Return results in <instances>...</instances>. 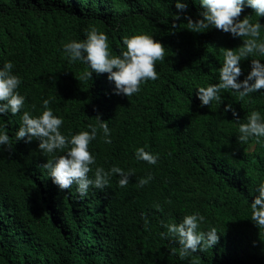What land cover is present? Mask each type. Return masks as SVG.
Here are the masks:
<instances>
[{"label": "trees", "instance_id": "obj_1", "mask_svg": "<svg viewBox=\"0 0 264 264\" xmlns=\"http://www.w3.org/2000/svg\"><path fill=\"white\" fill-rule=\"evenodd\" d=\"M177 2L187 9L180 12ZM202 10L199 0H0V69L14 65L25 97L17 115L0 116V132L10 137L0 146V264H264V229L251 222L250 210L264 183V138L238 142L239 124L251 111L264 117V90L243 99L222 91L219 102L200 106L196 90L219 82L220 49L243 46V38L215 28L190 31L184 16L195 21ZM246 16L264 25L249 7L239 19ZM93 26L108 36L113 56L125 50L124 37L146 34L161 43L159 78L131 97L116 95L107 73L80 81L87 65L70 62L63 46L85 40ZM251 59L264 63L258 55L242 60L239 81ZM45 99L63 119V135L98 129L89 145L96 160L89 178L96 167L115 166L132 171L126 187L113 174L106 187H90L81 197L75 184L61 191L52 182L42 165L64 153L47 155L39 141L15 138L23 113L39 116ZM229 104L239 121L225 112ZM98 115L111 144L104 143ZM140 147L159 155L156 165L136 160ZM197 212L205 217L199 230L215 227L219 242L182 260L171 254L178 245L161 238L160 221L179 223Z\"/></svg>", "mask_w": 264, "mask_h": 264}, {"label": "clouds", "instance_id": "obj_2", "mask_svg": "<svg viewBox=\"0 0 264 264\" xmlns=\"http://www.w3.org/2000/svg\"><path fill=\"white\" fill-rule=\"evenodd\" d=\"M203 9L198 13L199 19L193 20L184 16L187 20V28L195 33H201L208 28H215L223 33H230L233 38H243V46L235 49H220L223 53L222 67L218 70L219 82L199 87L196 90V98L201 102V107L210 106L213 101L221 100L222 91H232L241 99L252 93L264 90V63L259 59H251V71L243 81L239 77L243 75L240 67L241 61L250 56L264 57V39L261 38V30L264 28L259 21L251 22L249 16L239 19L244 7L254 10L257 17H264V0H199ZM180 12L187 9V4L176 3ZM177 20L180 16H175ZM173 27H176L173 24ZM83 41H71L63 46V51L70 62L80 61L87 65L82 72L80 81L92 79L93 73L108 74V80L115 85V94L131 97L139 93L141 84L155 81L159 78L156 71V62L165 58V47L146 34L124 37L122 44L125 46L120 55L113 56L109 52L108 36L91 27L86 32ZM14 65L11 62L4 63L0 69V116L11 113L17 115L25 104V97L18 91L22 81L17 75L12 74ZM50 101H43L42 114L33 117L25 111L22 115V123L16 132V140H24L31 143L39 141L38 148L47 155L63 152V155L55 156L47 160L42 167L47 170L52 182L61 191L68 190L73 184L77 186L78 194L83 197L90 187L103 189L107 186L109 178L118 174L120 187H126L129 178L133 174L130 170L125 173L119 167H112L105 171L103 167H96L94 179L89 178L96 164L95 157L89 151L90 143L96 139L98 129L89 125L91 131H80L75 135L65 136L60 129L64 123L62 118L53 114L49 107ZM225 112H231L235 120L239 121V113L232 105H226ZM99 129L103 132L104 143L111 144V131L107 122H102L100 116L95 117ZM264 138V117L259 111L253 110L247 116V122L239 124L238 142L248 143L255 140L261 144ZM10 137L7 132H0V146L9 145ZM137 161L156 165L158 154H153L140 147L135 151ZM152 179L151 176L141 178L139 187H144ZM250 203L251 222L258 228L264 229V183H260ZM158 211H162L160 205H155ZM205 222V217L200 213L185 215L181 222L160 221L166 229L161 232L162 239H170L177 247H172V255L178 253L180 259H185L191 254L206 251L219 242L218 231L212 227L208 231H200V226ZM145 224H148L145 218Z\"/></svg>", "mask_w": 264, "mask_h": 264}]
</instances>
